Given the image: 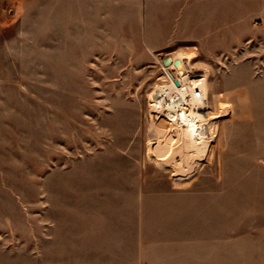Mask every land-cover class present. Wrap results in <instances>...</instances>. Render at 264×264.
<instances>
[{"label":"rangeland","instance_id":"rangeland-1","mask_svg":"<svg viewBox=\"0 0 264 264\" xmlns=\"http://www.w3.org/2000/svg\"><path fill=\"white\" fill-rule=\"evenodd\" d=\"M72 1L0 0V264H264V0H223L227 49L180 52L209 132L164 166L152 99L180 47L147 50L124 0ZM184 3L144 0L150 43L206 30Z\"/></svg>","mask_w":264,"mask_h":264},{"label":"bare ground","instance_id":"bare-ground-1","mask_svg":"<svg viewBox=\"0 0 264 264\" xmlns=\"http://www.w3.org/2000/svg\"><path fill=\"white\" fill-rule=\"evenodd\" d=\"M192 58H193V56L191 54H186V53L181 54L180 53L179 56H177L175 58L173 57L171 59V64L166 70H167V72L172 73L174 78L180 82V85H182V88H180V86H178L175 83V80L172 79V77L169 75V78L171 80V86L166 87V88L160 87L159 92H157L155 94V97L152 99V102H153L152 106H154L156 108L162 107L161 105H162V101H163L164 96L165 95L167 96L168 92L172 89L175 91H178V92H182V90L184 88H187V89L189 88V89L193 90L196 87H201L205 92V89L202 86H200V85H203V84H201L203 82V80H192V77H190V73L188 75H186L187 71L183 67L178 69L175 66V62H177L178 60H181V62L185 63V60H189ZM192 103H193V105L205 104V101L200 102V103L196 102V101H192ZM163 106L165 107V105H163ZM202 106L198 107V110H197L198 113L191 110L190 113L184 112V113L180 114V113L173 111V109H171V108L163 109L164 111H163V113H161V115L159 117V118L163 117V119L161 118L162 125L160 127V132H161L160 134H161V138L164 137V140H166V138H167V140L169 142H168V145L164 146L163 151L159 152V154L156 157L157 158L156 162L159 165L164 166L165 161L169 157L172 158V156L175 154V151L179 150V149L190 150V154H191L190 156L191 157H193V156L199 157V158L202 157V150L200 148V144L194 143V141L192 140V136H195V137H198L199 140L204 141L207 138L206 134L209 132V129H207V127H206L208 122L207 123L205 122V119L200 112L201 110H203V111L206 110L207 107H206V105H204L203 107ZM213 118H218V116L213 117ZM209 120L210 119H208V121ZM212 124H214V123H212ZM157 131H158V129H157ZM176 138H178V139H176ZM177 140L181 141V144L177 145L178 147H175L174 144L176 143ZM199 140H197V141H199ZM154 152H156V151H154L152 148L150 153L152 154ZM156 153H158V152H156ZM184 159L188 160V157L184 158ZM189 164H191V163H189ZM191 170H192V168H191ZM181 171H183V170H181Z\"/></svg>","mask_w":264,"mask_h":264},{"label":"crops","instance_id":"crops-1","mask_svg":"<svg viewBox=\"0 0 264 264\" xmlns=\"http://www.w3.org/2000/svg\"><path fill=\"white\" fill-rule=\"evenodd\" d=\"M88 1V2H87ZM200 1V2H198ZM207 0H184V5H186L187 7H189V5L191 4V2H198L195 5H198L202 8H205L206 11H204V14L206 16L205 20H207V22H204L206 24V26H204V29L206 28V30L201 31L200 33L196 34V38H193V42H180L178 44H165V43H161L159 41V33L157 34V36H155L154 38H151V43L149 42V39L147 37V30H146V22H145V7H144V0H124L125 2V8H124V12L126 15L129 14L130 10L133 13H136L137 17L136 19H139L140 15H141V21L144 24V30H143V35H144V43L143 45L145 46V48L147 50L151 49L153 52L155 51H161L164 49H175L180 47L178 50V53L183 52V51H191V49L196 48L195 50L197 51V54L199 55H205V56H209V55H214L217 53L218 48L223 51V49H227L228 48V14H227V9L226 11H224V3L223 0H214L215 1V11H210L208 5L207 7L205 6ZM208 1H212V0H208ZM74 4H76V8H75V12L78 13H83L85 11V8H89V0H73L72 1ZM121 3V2H119ZM123 3V2H122ZM121 3V4H122ZM86 6V7H83ZM59 8H60V14L64 17L66 15L65 13V8L66 6L64 5V0H60V4H59ZM114 8V7H113ZM97 9L101 10V5H98ZM116 9V8H114ZM129 9V10H127ZM131 12V13H132ZM114 13V11L112 10V7H109V13H108V21H109V27L111 29L115 28V23H112L113 17L112 14ZM210 26H209V25ZM113 25V26H111ZM159 31V28H158ZM224 31H226V35H224ZM158 37V38H157ZM156 38V40H155ZM188 43H192L195 45L192 46H188L186 44ZM68 47V45L66 46ZM113 47V46H112ZM70 48V47H69ZM129 50V51H127ZM132 47L129 46V48H127V46L124 47V53L125 55L129 56V59H127L126 61H132L131 58V54H132ZM181 50V51H180ZM222 53V52H221ZM69 224H67L68 226H63L62 229H65V227L69 230V232H73V228H71V223L75 222V221H65ZM78 222V221H76ZM62 223H64V221H62ZM91 227H88V232H91ZM89 235V234H88Z\"/></svg>","mask_w":264,"mask_h":264},{"label":"built area","instance_id":"built-area-1","mask_svg":"<svg viewBox=\"0 0 264 264\" xmlns=\"http://www.w3.org/2000/svg\"><path fill=\"white\" fill-rule=\"evenodd\" d=\"M179 86L180 88H182V85ZM168 95L169 96H165L166 98H163L165 108H171L173 109V111L180 114L184 112L190 113L191 110L198 113V107H201L202 105L204 106L205 104L193 105L192 101H196L199 103L207 101L206 94L201 87H196L193 90L184 88L182 92H178L172 89L168 92ZM202 111L203 110H201L200 112Z\"/></svg>","mask_w":264,"mask_h":264},{"label":"water","instance_id":"water-1","mask_svg":"<svg viewBox=\"0 0 264 264\" xmlns=\"http://www.w3.org/2000/svg\"><path fill=\"white\" fill-rule=\"evenodd\" d=\"M163 63H164V66H165V67H169L170 64H171V58H167V59H165ZM175 66H176L178 69H180L181 66H182V62L178 60L177 62H175ZM168 74L172 77V79L175 80V83L179 86V85H180V82L174 78V76L172 75V73H171V72H168Z\"/></svg>","mask_w":264,"mask_h":264}]
</instances>
